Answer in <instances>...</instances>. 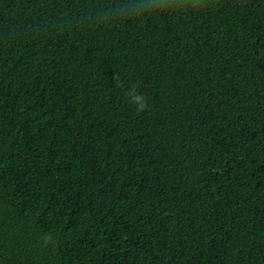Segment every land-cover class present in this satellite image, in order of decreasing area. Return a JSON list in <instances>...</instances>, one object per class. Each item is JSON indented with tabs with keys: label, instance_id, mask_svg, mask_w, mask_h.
Segmentation results:
<instances>
[{
	"label": "trees",
	"instance_id": "trees-1",
	"mask_svg": "<svg viewBox=\"0 0 264 264\" xmlns=\"http://www.w3.org/2000/svg\"><path fill=\"white\" fill-rule=\"evenodd\" d=\"M37 6L0 0V264H264V0L16 39Z\"/></svg>",
	"mask_w": 264,
	"mask_h": 264
},
{
	"label": "clouds",
	"instance_id": "clouds-1",
	"mask_svg": "<svg viewBox=\"0 0 264 264\" xmlns=\"http://www.w3.org/2000/svg\"><path fill=\"white\" fill-rule=\"evenodd\" d=\"M246 0H37L34 18L22 26L21 36H61L106 28L190 25L244 7ZM123 87L119 73L112 77ZM137 113L149 110L146 97L135 85L127 90Z\"/></svg>",
	"mask_w": 264,
	"mask_h": 264
}]
</instances>
